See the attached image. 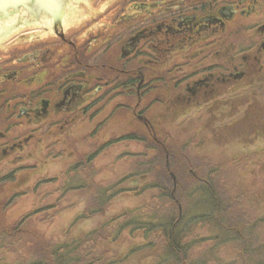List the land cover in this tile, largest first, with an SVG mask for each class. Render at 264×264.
<instances>
[{
  "label": "rangeland",
  "instance_id": "obj_1",
  "mask_svg": "<svg viewBox=\"0 0 264 264\" xmlns=\"http://www.w3.org/2000/svg\"><path fill=\"white\" fill-rule=\"evenodd\" d=\"M44 1L47 0L0 1V55L8 53L14 39L16 44L23 43L28 39V31L40 30L44 24L50 25L55 12L63 26L68 28L75 20L83 19L85 8L79 5L90 3L89 0H50L51 4ZM93 2L96 6L99 3V8L103 9L106 0ZM234 39L238 40L236 43L244 42L250 48L248 37L243 32ZM227 49L228 46H219L214 54ZM213 61L211 55L203 60V64L213 65ZM254 67L258 68L256 64ZM253 70L247 69L248 76L242 78L245 80L242 85L229 82L227 86L228 83H225L219 92H215L213 99L202 97L197 102H178L172 107L154 105L150 108L147 98L137 99L125 83L124 95L114 99L109 109L92 119L89 116L80 117L62 138L32 137L25 144L23 155H18L17 161L13 163L11 160V164L5 166L9 171L1 172L0 233L16 234L15 239L17 234L24 235L21 241L25 240L28 245L20 244L21 250L32 248L38 244L34 243L36 240L58 239L74 218L84 211L87 213L97 199L104 205L99 207L102 212L87 221L80 220L74 229L80 231L98 227L107 230L109 227L111 236L115 225H105L110 217L159 202L155 190L143 189L146 184L156 183L157 178L144 180L142 174L156 171L161 160L166 168L171 169L174 155L201 164L203 167L197 168L199 172L201 169L217 168L216 177L229 184L228 188H241L240 199L231 194L235 201H241L235 214L246 222L254 223L258 217L263 220L255 221L251 228V246L260 258L264 254V206L260 204L261 197L255 199V196L264 193V84L252 78ZM176 72L174 77L181 79L182 76ZM169 76L166 77L170 80ZM224 78L234 79L230 75ZM247 82L249 84L245 85ZM116 83L114 76L112 86ZM183 84L177 90L179 94L172 92L171 86L163 88L172 92L175 98L185 94L187 83ZM123 89H116L115 94ZM121 99L124 101L123 108L119 104ZM111 110H115L117 115L102 123ZM120 112L124 113V119H119L123 117L118 114ZM134 113L139 114L143 121L134 119ZM159 113L161 116L156 122L153 116L157 118ZM160 148L163 149V156ZM191 157L193 160L189 159ZM233 159H236L235 162H230ZM224 162L233 169L220 168ZM170 171L171 188L175 192L178 174ZM187 172L195 178L198 176V171L192 167ZM134 178L141 179L138 186L142 191L125 194L124 190ZM236 178L238 180L234 181ZM116 185L117 195H113ZM189 186L183 187L186 197L198 196V192L193 193ZM177 200L182 209V198ZM124 234L123 230L115 247H124ZM215 249L220 250L221 247ZM226 250L224 246L222 254ZM15 256H8L9 264ZM212 262L210 258L209 264Z\"/></svg>",
  "mask_w": 264,
  "mask_h": 264
},
{
  "label": "flooded vegetation",
  "instance_id": "obj_2",
  "mask_svg": "<svg viewBox=\"0 0 264 264\" xmlns=\"http://www.w3.org/2000/svg\"><path fill=\"white\" fill-rule=\"evenodd\" d=\"M89 2L68 28L54 11L50 25L0 55V175L32 137L62 138L80 117L92 119L122 97L125 83L150 108L213 99L225 83L242 85L247 69L264 84V19L256 21L264 0H106L103 9ZM241 32L250 48L233 41ZM219 46L228 49L214 54ZM211 55L213 65L203 64ZM184 82L185 94L173 98Z\"/></svg>",
  "mask_w": 264,
  "mask_h": 264
},
{
  "label": "trees",
  "instance_id": "obj_3",
  "mask_svg": "<svg viewBox=\"0 0 264 264\" xmlns=\"http://www.w3.org/2000/svg\"><path fill=\"white\" fill-rule=\"evenodd\" d=\"M160 149L163 156V149ZM262 153L264 157V151ZM172 157L171 169L164 166L161 160L164 157H161L156 171L142 174L144 180L157 178L156 183L146 184L143 189L155 190L159 202L110 217L105 225H115L113 235L110 236L109 227L107 230L98 227L74 229L80 220L87 221L102 212L99 207L104 205L96 199V204L89 207L87 213L84 211L75 217L58 239L36 240L34 243L38 244L21 250L20 244H25V240L21 241L24 235L17 234L15 239L16 234L0 233V264H9L8 256L12 254L16 256L10 264H209L210 258L214 261L210 264H264V254L259 258L257 250L251 246V228L255 221L263 220L258 217L254 223L246 222L235 214L241 201H235L231 194L241 197V188H228L229 184L216 177L217 168L199 172L197 168H202L201 164L181 156ZM189 159L193 160L192 157ZM191 167L198 171L196 178L187 172ZM219 167L228 171L233 169L227 162ZM170 170L178 174L175 192L171 188ZM140 181L136 178L124 193H140ZM187 184L193 193L198 192V196L186 197L183 187ZM116 187H113V195H117ZM258 195L255 199L261 197L263 204H260L264 206V193ZM177 198H182V209ZM123 230L124 247H115ZM224 246L227 250L222 254ZM219 247L220 250L215 249Z\"/></svg>",
  "mask_w": 264,
  "mask_h": 264
},
{
  "label": "water",
  "instance_id": "obj_4",
  "mask_svg": "<svg viewBox=\"0 0 264 264\" xmlns=\"http://www.w3.org/2000/svg\"><path fill=\"white\" fill-rule=\"evenodd\" d=\"M0 1H5V0H0ZM51 4V1L50 0H47V1H44V2H48ZM53 7V5H51Z\"/></svg>",
  "mask_w": 264,
  "mask_h": 264
}]
</instances>
